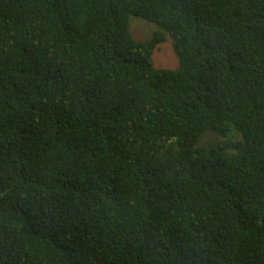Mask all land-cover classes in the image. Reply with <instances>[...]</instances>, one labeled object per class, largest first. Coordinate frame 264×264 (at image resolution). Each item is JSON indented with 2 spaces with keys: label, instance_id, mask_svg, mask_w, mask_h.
I'll use <instances>...</instances> for the list:
<instances>
[{
  "label": "trees",
  "instance_id": "obj_1",
  "mask_svg": "<svg viewBox=\"0 0 264 264\" xmlns=\"http://www.w3.org/2000/svg\"><path fill=\"white\" fill-rule=\"evenodd\" d=\"M0 264H264V0H0Z\"/></svg>",
  "mask_w": 264,
  "mask_h": 264
},
{
  "label": "rangeland",
  "instance_id": "obj_2",
  "mask_svg": "<svg viewBox=\"0 0 264 264\" xmlns=\"http://www.w3.org/2000/svg\"><path fill=\"white\" fill-rule=\"evenodd\" d=\"M130 30L136 42L146 43L156 35L163 34L162 30L156 25L149 23L137 17H130ZM164 41L157 45L153 56V64L157 69L177 70L179 68V61L174 51V41L171 36L166 35ZM239 134L232 133L231 140H238ZM219 140L218 136L210 132L204 143L210 140Z\"/></svg>",
  "mask_w": 264,
  "mask_h": 264
}]
</instances>
